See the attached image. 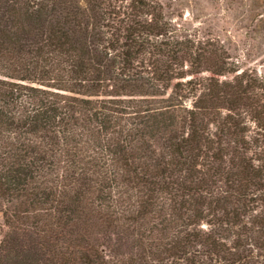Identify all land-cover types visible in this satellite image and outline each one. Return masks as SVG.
<instances>
[{"label":"trees","instance_id":"16d2710c","mask_svg":"<svg viewBox=\"0 0 264 264\" xmlns=\"http://www.w3.org/2000/svg\"><path fill=\"white\" fill-rule=\"evenodd\" d=\"M0 264H264V75L165 0H0Z\"/></svg>","mask_w":264,"mask_h":264},{"label":"rangeland","instance_id":"374dc122","mask_svg":"<svg viewBox=\"0 0 264 264\" xmlns=\"http://www.w3.org/2000/svg\"><path fill=\"white\" fill-rule=\"evenodd\" d=\"M189 32L222 42L242 68L264 75V0H165ZM5 227L0 218V238Z\"/></svg>","mask_w":264,"mask_h":264}]
</instances>
